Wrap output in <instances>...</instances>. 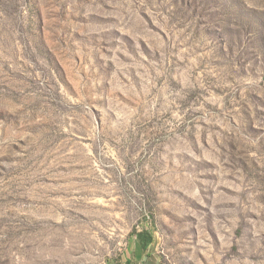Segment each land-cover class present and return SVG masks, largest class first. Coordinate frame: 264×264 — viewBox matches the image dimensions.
Wrapping results in <instances>:
<instances>
[{"label": "rangeland", "instance_id": "374dc122", "mask_svg": "<svg viewBox=\"0 0 264 264\" xmlns=\"http://www.w3.org/2000/svg\"><path fill=\"white\" fill-rule=\"evenodd\" d=\"M0 0V264H264V0Z\"/></svg>", "mask_w": 264, "mask_h": 264}, {"label": "crops", "instance_id": "0c3cea01", "mask_svg": "<svg viewBox=\"0 0 264 264\" xmlns=\"http://www.w3.org/2000/svg\"><path fill=\"white\" fill-rule=\"evenodd\" d=\"M111 264H163L161 257L150 245L144 249L138 242H135L121 258Z\"/></svg>", "mask_w": 264, "mask_h": 264}, {"label": "trees", "instance_id": "16d2710c", "mask_svg": "<svg viewBox=\"0 0 264 264\" xmlns=\"http://www.w3.org/2000/svg\"><path fill=\"white\" fill-rule=\"evenodd\" d=\"M199 1L200 0H197V2H199ZM197 2L195 0H184V2L181 1L180 4L189 8L191 5H194ZM136 234H137L138 243L144 249H147L151 245L152 240H153L152 231L147 228V229H143V230L137 232Z\"/></svg>", "mask_w": 264, "mask_h": 264}]
</instances>
